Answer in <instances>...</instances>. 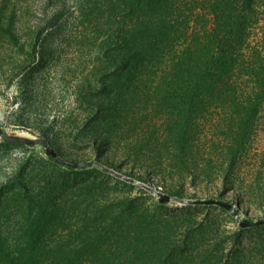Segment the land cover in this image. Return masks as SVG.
<instances>
[{"label": "trees", "instance_id": "trees-1", "mask_svg": "<svg viewBox=\"0 0 264 264\" xmlns=\"http://www.w3.org/2000/svg\"><path fill=\"white\" fill-rule=\"evenodd\" d=\"M26 25L76 105L60 130L264 205V0H0V31ZM66 167L0 183V264H264V224Z\"/></svg>", "mask_w": 264, "mask_h": 264}, {"label": "rangeland", "instance_id": "rangeland-1", "mask_svg": "<svg viewBox=\"0 0 264 264\" xmlns=\"http://www.w3.org/2000/svg\"><path fill=\"white\" fill-rule=\"evenodd\" d=\"M43 3L35 2V6L42 9ZM37 13L38 17H44L42 10ZM33 20L42 21L36 17ZM44 30L20 26L16 42L10 40L8 33L0 31V126L7 133L45 138L66 158L100 162L140 182L160 187L173 196L195 199L223 197L239 206L242 217L252 220L264 218V205L257 201L250 203L235 191L190 183L182 187L170 180L162 182L156 173L146 172L131 160L122 161L121 153L113 148L103 143L95 144L85 134L60 130L57 115L64 110L75 109L76 105L69 90L65 92L67 88L63 82L56 79L54 66L47 68L36 64L38 56L33 46L37 37H43ZM62 172L71 171L65 165L52 161L43 145L10 141L0 135V183L17 179L35 188L43 184L46 175ZM170 205L180 206L174 202ZM261 231L264 232V226Z\"/></svg>", "mask_w": 264, "mask_h": 264}, {"label": "water", "instance_id": "water-1", "mask_svg": "<svg viewBox=\"0 0 264 264\" xmlns=\"http://www.w3.org/2000/svg\"><path fill=\"white\" fill-rule=\"evenodd\" d=\"M0 135L10 141L21 142L25 144H41L44 146L47 155L50 158H53L57 163H60L65 166H70L74 168L78 167H97L107 173L113 174L115 177H118L129 183L139 185L140 187L148 190L151 194L156 196L161 202H174L180 205H219L227 208L236 221L242 227H254L264 224V218L259 220H252L248 217H242L240 215L239 206L231 202H228L223 199L208 198V199H195V198H186L170 195L156 186L148 185L147 183L140 182L134 177L125 175L122 172L116 171L113 168H110L100 162L91 161V160H72L64 157L47 139L45 138H30L22 135L9 134L0 126Z\"/></svg>", "mask_w": 264, "mask_h": 264}, {"label": "built area", "instance_id": "built-area-1", "mask_svg": "<svg viewBox=\"0 0 264 264\" xmlns=\"http://www.w3.org/2000/svg\"><path fill=\"white\" fill-rule=\"evenodd\" d=\"M160 188V187H159ZM161 189V188H160ZM162 190V189H161Z\"/></svg>", "mask_w": 264, "mask_h": 264}]
</instances>
